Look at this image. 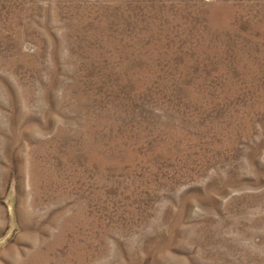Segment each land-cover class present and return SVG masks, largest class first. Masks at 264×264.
<instances>
[{
    "label": "rangeland",
    "instance_id": "obj_1",
    "mask_svg": "<svg viewBox=\"0 0 264 264\" xmlns=\"http://www.w3.org/2000/svg\"><path fill=\"white\" fill-rule=\"evenodd\" d=\"M0 264H264V0H0Z\"/></svg>",
    "mask_w": 264,
    "mask_h": 264
}]
</instances>
